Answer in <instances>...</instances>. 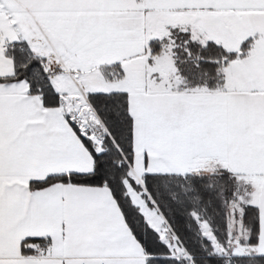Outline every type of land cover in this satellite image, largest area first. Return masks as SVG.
<instances>
[{
	"label": "snow or ice",
	"instance_id": "obj_1",
	"mask_svg": "<svg viewBox=\"0 0 264 264\" xmlns=\"http://www.w3.org/2000/svg\"><path fill=\"white\" fill-rule=\"evenodd\" d=\"M0 264H264V0H0Z\"/></svg>",
	"mask_w": 264,
	"mask_h": 264
}]
</instances>
